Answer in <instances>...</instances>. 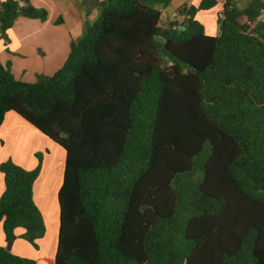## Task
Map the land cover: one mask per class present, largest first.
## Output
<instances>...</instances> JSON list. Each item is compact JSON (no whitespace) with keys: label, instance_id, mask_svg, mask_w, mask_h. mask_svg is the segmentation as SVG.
<instances>
[{"label":"trees","instance_id":"1","mask_svg":"<svg viewBox=\"0 0 264 264\" xmlns=\"http://www.w3.org/2000/svg\"><path fill=\"white\" fill-rule=\"evenodd\" d=\"M172 1H101L34 83L0 61V127L14 112L65 152L55 264H264V0H221L218 35L196 19L216 0L163 27ZM20 16L48 12L3 0L0 33ZM42 160L0 164L7 243L22 228L37 248L46 233ZM0 264L36 261L0 247Z\"/></svg>","mask_w":264,"mask_h":264},{"label":"crops","instance_id":"2","mask_svg":"<svg viewBox=\"0 0 264 264\" xmlns=\"http://www.w3.org/2000/svg\"><path fill=\"white\" fill-rule=\"evenodd\" d=\"M3 0H0V2ZM103 0H30L37 8L48 12L45 21L20 16L3 35L0 33V61L9 67L16 80L34 83L39 76H52L65 63L71 50V42L81 39L86 28L99 16V4ZM191 5L193 0H173L171 4ZM171 6V5H170ZM62 23L56 24V20ZM180 19V16L175 17ZM42 156L41 174L34 183V201L44 217L45 235L34 247L24 237V229L16 230L12 242V254L34 259L36 264H55L60 221H45L46 213L53 219L54 202L62 186L65 152L25 122L14 112L6 114L0 127V164L11 159L26 170L38 165ZM5 189L4 176L0 172V196ZM0 222V247L7 248Z\"/></svg>","mask_w":264,"mask_h":264},{"label":"rangeland","instance_id":"3","mask_svg":"<svg viewBox=\"0 0 264 264\" xmlns=\"http://www.w3.org/2000/svg\"><path fill=\"white\" fill-rule=\"evenodd\" d=\"M194 1H195V3H193L191 5H187V6L198 7L201 0H194ZM216 1H217L216 5L214 7H212L211 9L199 10L196 13V19L204 25L206 32L208 34H212V35H218L219 34L220 26L218 24V19H219L220 14L222 13V10H223V5H222L221 0H216ZM238 3H239L240 7L245 6V2H243V1H240ZM183 5H184L183 2L180 3V5H178V9L181 8ZM176 8H177V6L175 4H171V6L165 8V9H161V11H162V15H161V19H160V25L161 26L166 27L170 21L174 20L175 17L179 16L178 12L175 11ZM178 9H177V11H178ZM261 18L264 19V15H262ZM42 166H43V161H42ZM41 170H42V168H41ZM40 174H41V171H40ZM53 208L55 211V216L52 219L51 217L48 216V213H46L45 221H59V208H58L57 200H56V202H54Z\"/></svg>","mask_w":264,"mask_h":264},{"label":"water","instance_id":"4","mask_svg":"<svg viewBox=\"0 0 264 264\" xmlns=\"http://www.w3.org/2000/svg\"><path fill=\"white\" fill-rule=\"evenodd\" d=\"M21 14L24 15L25 12H24V11H21ZM58 207H59V203H58ZM11 244H12V242H9V243H8V246H7V248H6L7 250H10V246H11Z\"/></svg>","mask_w":264,"mask_h":264}]
</instances>
